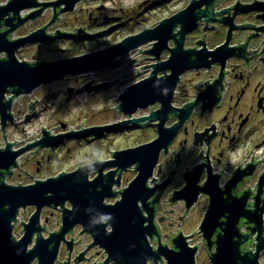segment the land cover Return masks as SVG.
I'll return each instance as SVG.
<instances>
[{
	"label": "flooded vegetation",
	"instance_id": "af4514ba",
	"mask_svg": "<svg viewBox=\"0 0 264 264\" xmlns=\"http://www.w3.org/2000/svg\"><path fill=\"white\" fill-rule=\"evenodd\" d=\"M55 1L57 0H39L41 3ZM8 2L9 0L3 4ZM67 6L66 3L59 6H48L39 15L28 19L10 33V38L16 40L46 27L45 33L48 36H59V38L27 43L17 50L18 52L28 46H36L40 51L43 49L58 51V55L52 57L33 55L30 60L25 57L23 60L38 64L91 54L114 46L128 36L136 35L144 30H152L163 21L170 20L174 18L173 16L184 13L188 9L190 11L181 17L185 24L177 22L172 28L162 30L161 39L149 40L130 50L126 55L117 56L115 60L124 57V62L118 66H107L81 74H67L41 84L30 93L20 94L13 101L11 109L13 116L15 102L18 99L31 97L43 89L48 90L45 96L61 97L64 101L69 102L78 96L89 99L122 83L126 86L118 94L117 99L119 100V96L127 87L153 75L155 70L153 65L166 68V70L158 72V77L166 78L171 75L172 69L167 67L172 64L170 61L173 49H176L182 41V51L195 53L188 60L194 61L195 64L204 63V65L189 68L179 76L173 90L171 105L176 109H183L191 104L193 108L167 150L165 148L161 150L159 160L147 183L150 188H156L150 201L156 197L159 198L156 204L155 222L161 231V239L163 225L170 228L176 227L178 230L183 229V226L191 221L194 215L193 223H195L196 229L191 233L192 237L189 239V243L191 246H198L195 264H214L212 255L218 251L215 241L225 226V222L228 221L226 211L222 212V207L219 208L220 216L215 223V231L210 240L205 239L201 226L211 207L213 197L219 195L225 203L243 209V214L236 223L240 234L246 236V238L235 239L239 245L240 256L244 257L249 264H264V0H131L127 4L123 0H79L72 9L63 11ZM42 8L39 5L32 9L22 10L21 18L35 14ZM202 11L204 13L201 17H195ZM69 14H73L77 19H82L81 24L74 25V27L59 26L63 17ZM151 14L155 16L154 21H151L153 18L150 17ZM13 15L12 12L1 21L0 32L11 28L6 19ZM208 15H212V17H207ZM141 16L144 17L143 20L146 21V24L142 29L135 30L136 24L141 23L137 17ZM54 17L57 18L52 22ZM178 18L176 17V19ZM172 22L168 23L170 27ZM16 23H18L17 19L12 21V24ZM184 26H187L189 30L185 35H182L181 30ZM122 30H125L126 34L121 33ZM71 41L81 42L84 45L97 44L96 47L81 52L66 54L67 47L61 46L60 43ZM158 48V54L152 52L153 50L157 51ZM6 55V52H0V57L4 58ZM104 73H107L108 76L104 78L97 76V74ZM5 95V99L8 100L13 96V93L10 90ZM38 102L39 97H36L35 101L28 104L31 110L36 108ZM33 105H35L34 108ZM161 106V102L148 106L150 107L149 114L141 117L149 116L152 111H157ZM135 113L132 116L127 115L125 120L137 118L134 116ZM86 119L84 121L86 128L76 133L70 129L72 121L61 118L56 120L52 129L44 128L52 136H63V138L56 146L34 145L24 152L27 153L31 150L35 157L37 153L47 150L46 156L42 155L41 158L36 159L37 171H41L46 164L51 163L52 150L64 145L70 137L100 139L109 132L125 129L105 130L103 136L95 138L94 135L86 134V131L93 128L86 125ZM179 120L177 115L170 113L165 127H171ZM11 121H8L6 128ZM75 122L83 124V121ZM158 122L159 120H147L140 125L131 124L126 127L128 131L153 129L156 132L155 136L136 143L134 147L150 143L158 137ZM106 124H110V122ZM0 126L2 133L5 134V144L0 148H5L9 141L6 138V128L3 129L1 124V116ZM44 129H42L41 136H32V141L27 145H22L17 149L16 144L19 142L17 141L14 142L13 148L19 150L39 142L44 136ZM70 150L69 148L67 151ZM112 159H114V152L111 159L96 158L95 161L85 162L70 170L49 174L47 177L58 176L61 172H73L79 167L96 161ZM18 166L14 168V173ZM113 169L116 167H107L104 173ZM131 170L135 172V177L138 175L137 164L124 170L121 173V184L115 185L113 188L119 194L135 179L134 177L126 186L121 187L125 174ZM26 173L28 174V171ZM98 175L97 170H92L89 179L92 180ZM118 176L119 174L116 175V178ZM190 176H193L194 183L191 189L186 191ZM37 180L40 179H35V182ZM174 196H189L195 200L191 205L185 198L172 202L171 199ZM49 208L60 212L62 220L61 209ZM53 212L55 211H52V214H54ZM144 214L148 216L147 211H144ZM258 217L259 227L256 222ZM49 221L50 216L45 215V222ZM41 224L46 226L42 218ZM77 228L83 229V226L78 224L74 231ZM108 228L111 230V227ZM173 234L170 235V245L168 242L163 243L172 247L171 237ZM93 240L91 236L89 245ZM151 240H157L159 244L158 238H150V242ZM73 241L75 245V239ZM95 247L102 250L103 258L102 261L99 260L92 264H102L107 259L106 251L100 246H94L86 252L81 262L88 260L87 254ZM69 251L72 253L71 250ZM202 253L205 254L206 259L201 258ZM68 262L77 264L76 258L69 257ZM109 264L118 263L112 261ZM241 264L245 263L241 261Z\"/></svg>",
	"mask_w": 264,
	"mask_h": 264
},
{
	"label": "water",
	"instance_id": "95a60500",
	"mask_svg": "<svg viewBox=\"0 0 264 264\" xmlns=\"http://www.w3.org/2000/svg\"><path fill=\"white\" fill-rule=\"evenodd\" d=\"M77 1L79 0H57L41 3L39 0H9L7 4L0 5V25L7 15L14 13L11 18L6 19L11 28L0 32V52H6L7 54L4 58L0 57V116L3 129L6 128L8 121L14 118L11 109L15 97L23 93H30L41 84L67 74H81L103 69L107 66H118L124 62V57L115 60L117 56L126 55L130 50L145 44L149 40L161 39L162 30L172 28L177 22L185 24L181 17H184L190 11L188 9L184 13L173 16L174 18L170 20L163 21L152 30H144L136 35L128 36L114 46L91 54L38 64L20 60L17 56V50L20 47L27 43L59 38V36H48L45 33L46 27L27 37L16 40L10 38V33L28 19L39 15L48 6H59L66 3L68 6L63 9V11H66L72 9ZM39 5L43 7L39 12L21 18L22 10L32 9ZM203 13L204 11L196 14L195 17H201ZM176 17L179 18L176 19ZM207 17H212V15ZM56 18L54 17L52 22ZM15 19L18 20V23L12 24ZM171 21L173 22L170 27L168 23ZM188 30L189 28L184 26L181 34L185 35ZM181 42L176 49H173V56L170 61L172 64L167 67L172 69L171 75L166 78L158 77V72L166 70V68L153 65L155 67L153 75L127 87L119 96L120 103L117 105V109L129 116H132L139 108H146L156 102H161V108L152 111L149 116L131 118L125 121L123 119L115 124L95 125L86 131L87 135H94L95 138H99L105 130L126 128L131 124L137 126L147 120H159L157 123L158 137L154 141L115 150L113 151L114 159L112 160L96 161L79 167L73 172H61L58 176L45 180L40 179L28 185L22 184V182H18V185L9 184L5 181L7 176L13 175L14 168L18 166L19 156L34 145H41L42 147L56 146L63 136H52L42 125L44 136L39 142L15 150L13 146L14 142L18 141L16 140L13 143L8 142L5 148H0V264H33L35 261H37V264H56L63 242L66 243L69 250H73V239L75 237L72 236V240H68L67 236L73 234L78 224L83 226L78 234L89 233L94 240L90 245L87 243L89 245L87 250L76 256L77 264L84 259L86 252L94 246H100L108 255L102 264H109L112 261H116L118 264L196 263L198 246L190 245L189 239L192 234L186 235L182 229H179L171 237L172 247L160 240L161 231L155 222L156 204L159 198L156 197L150 201L156 188H150L147 184L159 160L161 150L163 148L167 150L178 129L188 118L193 108L191 104L183 109H176L171 105L173 90L179 76L189 68L204 65V63L195 64L194 61L188 60L195 53L193 51H182ZM152 52L158 54L159 48L157 51L153 50ZM181 62L183 63L180 64ZM10 90L13 96L6 100L5 94ZM32 107L34 108L35 105ZM170 113L177 115L180 120L175 125L167 128L165 122ZM84 121L85 119L82 122L83 124ZM83 129H85L83 125L80 130H73V127H71L73 133ZM23 130H25L24 127ZM34 135H36V132L32 136ZM134 164H137L138 175L120 193L121 199L117 200L116 203H106L107 198L118 196L119 193L113 188L115 185L121 184V173ZM107 167H116V169L104 173ZM92 170H97L99 175L90 180L89 174ZM117 174H119L118 178H116ZM193 183L194 178L190 176L186 191L191 189ZM180 198L187 199L189 205L195 200V198L189 196H174L171 200L176 202ZM67 202L71 204V207L66 206ZM28 206H34L36 209L28 221L22 220L24 234L20 238H16L14 229L19 222L20 211ZM45 207L61 209L63 221L62 225L60 223L61 228L53 232L49 231L47 237L44 236V232L48 231L47 226L41 224V215ZM220 207H222V212L226 211L228 221L225 222V226L221 229L215 241L218 251L212 255L213 263L241 264V261H243L245 264H249L244 257L240 256L239 245L235 241L236 238H246L236 228V223L243 214V209L225 203L219 195L213 197L211 207L206 213L201 226L205 239L210 240L215 231V223L220 216ZM144 211H147L148 216L144 214ZM256 222H258L259 227V217ZM43 223L46 225L45 220ZM108 227H111V230ZM165 235L170 237L168 233ZM150 238L159 239L157 247L151 244ZM165 240L167 242V239ZM69 257H71L70 251ZM63 262L64 264H70L66 260Z\"/></svg>",
	"mask_w": 264,
	"mask_h": 264
},
{
	"label": "rangeland",
	"instance_id": "374dc122",
	"mask_svg": "<svg viewBox=\"0 0 264 264\" xmlns=\"http://www.w3.org/2000/svg\"><path fill=\"white\" fill-rule=\"evenodd\" d=\"M7 1L8 0H0V4L6 3ZM123 1L127 4V2H130L131 0ZM150 17H153L151 21H154L155 16L151 14ZM137 19L141 20V23L136 24L134 28L135 30L142 29L146 24V21L143 20V16L137 17ZM81 21L82 19H77L73 14H69L68 16L63 17L62 22L59 24V26L61 25L66 27H74V25L81 24ZM121 33L126 34V31L122 30ZM96 44L97 43H88L87 45H84L81 42L74 41L60 43L61 46L67 47L66 54L81 52L86 49L96 47ZM33 55H37V57L42 55L45 57H52L58 55V51H54L51 49H43L42 51H40L36 46H28L24 50H20L17 52V56L20 60H23L24 57L27 60H30ZM97 76L104 78L108 75L107 73H104L97 74ZM125 86L126 85H123L122 83L114 85L110 89H107L87 99V102L84 96H78L69 102L64 101V99L61 97H52L50 95L45 96V93L48 91L47 89L40 90L39 92L33 94L31 97H23L21 99H18L15 102L14 120H12L10 125L6 128V138L9 142H14L16 140L20 141L18 142V144H16V148L18 149L20 148V146H25L28 142L32 141L31 136L35 132L37 136H41L42 125L46 129H52L51 127L56 124L55 122L59 118L64 120H71L72 122L70 123V125L71 127H73V130L82 129V125L83 128H86L84 124H76L75 122L77 120L82 122L86 118V125L88 127L95 125H107L106 123L109 122L110 124H112L120 122L123 119L125 120V118H127L128 116L115 107L119 104L117 96ZM36 97H39L38 105L36 106V110H31L28 104L30 103V101H35ZM149 112L150 107H147L146 109L138 110L134 116L141 117L144 115H148ZM23 127L25 130H23ZM2 132L3 131L1 130L0 126V146H3L5 144V135ZM155 134L156 132L153 129H148L147 131H145V129L140 131H128L125 128L119 131L109 132L104 136L102 135L103 137H101L100 139H89L87 137H70L64 145L58 147V149L56 150H52L51 163L46 164L41 171H37L36 159L41 158L42 155L46 156L47 150L37 153L35 157L32 156L31 150H29L27 153H23L19 156V166L12 176L7 177L6 182L15 185H18V182H22V184L28 185L34 183L35 179L45 180L48 178L47 176L49 174H58L60 171L70 170L77 165L83 164L85 162L88 163L95 161L96 158L104 160L111 159L113 158V151L134 147L136 143L148 140L149 137H153L155 136ZM69 148L71 150L68 152L67 150ZM34 150L36 149L34 148ZM25 169L26 171H28V174L26 173ZM134 177V171L131 170L127 172L125 174L124 181L122 182V186H126L128 182H130ZM119 198H121L120 194L115 198H107L106 202L114 203ZM67 206H71L69 202H67ZM35 209L36 208L34 206H28L25 209H21L19 222L14 229V235L16 236V238H20L24 234L22 220L28 221L30 216L34 213ZM52 211H55L53 212L54 214H52ZM45 215L50 216V221L46 222L48 231L44 232V236L47 237L49 236L50 232H53L60 228V223L62 220L60 212L53 208L45 207L43 209L41 217L43 222L45 220ZM193 221L194 215L191 218V221L183 226L182 230L185 234H191L196 229V225L195 223H193ZM162 227L163 234L161 240L162 242H165V239H167V242L170 245V237H167L165 234L168 233L169 235H171L173 234L172 232H178V229L176 227L170 228L167 225H163ZM81 230V228H77L73 232V234H69L67 236L69 240H71L72 236L75 237L74 239L76 241L70 257L72 259H75L76 256L80 254V252L84 251L88 246L87 243H90L91 241V236L89 234H78ZM81 235L83 237L82 239ZM151 243L155 247L158 245L157 240H151ZM102 253L103 252L100 248L95 247L91 249L87 254L88 258L91 255L92 256L86 262L83 261L79 264H92L95 261H102ZM68 257L69 249L66 243H63L60 250L59 259L56 264H64L63 261H68ZM201 258L206 259L204 253L201 254ZM33 264H37V261H35Z\"/></svg>",
	"mask_w": 264,
	"mask_h": 264
}]
</instances>
